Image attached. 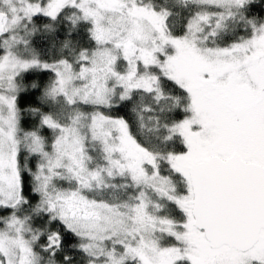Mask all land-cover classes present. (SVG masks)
Wrapping results in <instances>:
<instances>
[{
	"label": "snow or ice",
	"instance_id": "1",
	"mask_svg": "<svg viewBox=\"0 0 264 264\" xmlns=\"http://www.w3.org/2000/svg\"><path fill=\"white\" fill-rule=\"evenodd\" d=\"M0 264H264V0H0Z\"/></svg>",
	"mask_w": 264,
	"mask_h": 264
}]
</instances>
